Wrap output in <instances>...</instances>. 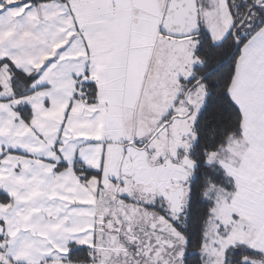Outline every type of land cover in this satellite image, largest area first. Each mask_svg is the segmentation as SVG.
Here are the masks:
<instances>
[{"label":"snow or ice","instance_id":"1","mask_svg":"<svg viewBox=\"0 0 264 264\" xmlns=\"http://www.w3.org/2000/svg\"><path fill=\"white\" fill-rule=\"evenodd\" d=\"M0 264H264V0H0Z\"/></svg>","mask_w":264,"mask_h":264}]
</instances>
